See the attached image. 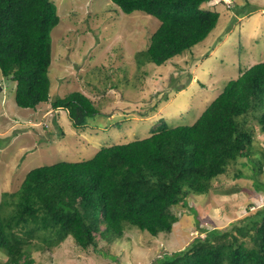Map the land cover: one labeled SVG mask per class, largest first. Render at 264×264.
<instances>
[{
	"label": "trees",
	"instance_id": "obj_1",
	"mask_svg": "<svg viewBox=\"0 0 264 264\" xmlns=\"http://www.w3.org/2000/svg\"><path fill=\"white\" fill-rule=\"evenodd\" d=\"M110 1L122 13L139 11L159 21L145 51L135 55L137 65L141 58L160 66L193 53L221 16L203 7L213 0ZM58 19L50 0H0V72L15 84L17 107L49 103L78 127L98 113L90 98L73 91L49 99ZM254 122L264 134V59L239 69L190 124L157 125L148 137L102 147L86 160L35 165L16 191L0 197V264H43L34 261L36 254L67 238L98 253L96 234L106 245L131 227L153 237L169 234L179 220L173 209L182 211L190 196L207 195L232 163L247 160L236 178L251 169L260 173L264 152L257 156L252 149ZM245 212L225 229H201L203 237L165 250L152 264H264V203Z\"/></svg>",
	"mask_w": 264,
	"mask_h": 264
},
{
	"label": "rangeland",
	"instance_id": "obj_2",
	"mask_svg": "<svg viewBox=\"0 0 264 264\" xmlns=\"http://www.w3.org/2000/svg\"><path fill=\"white\" fill-rule=\"evenodd\" d=\"M50 1L59 24L51 32L49 99L78 91L90 98L98 113L76 127L66 110L53 109L49 103L34 110L19 108L14 102L15 84L0 72V197L16 191L24 174L37 164L86 160L102 147L148 137L157 125L190 124L239 69L264 59V0L204 3V8L221 14L215 28L193 53L160 66L144 64L142 58L137 65L135 59L147 48L157 19L139 11L122 13L110 0ZM253 124L252 149L259 156L264 152V134ZM246 161L243 157L228 166L213 180L214 189L207 195L190 196L182 211L173 209L179 220L169 234L153 237L131 227L109 245L96 234L98 253L90 248L82 251L67 238L51 252L36 254L34 261L152 264L165 250H182L195 237L204 236L201 229H225L247 208L262 207L264 162L260 173L251 169L247 177L236 178ZM3 259L0 253V262Z\"/></svg>",
	"mask_w": 264,
	"mask_h": 264
},
{
	"label": "bare ground",
	"instance_id": "obj_3",
	"mask_svg": "<svg viewBox=\"0 0 264 264\" xmlns=\"http://www.w3.org/2000/svg\"><path fill=\"white\" fill-rule=\"evenodd\" d=\"M178 222V221H177ZM173 229V228H172ZM187 245V244H186Z\"/></svg>",
	"mask_w": 264,
	"mask_h": 264
},
{
	"label": "clouds",
	"instance_id": "obj_4",
	"mask_svg": "<svg viewBox=\"0 0 264 264\" xmlns=\"http://www.w3.org/2000/svg\"><path fill=\"white\" fill-rule=\"evenodd\" d=\"M64 110V109H63ZM67 112V111H66ZM68 114V113H67Z\"/></svg>",
	"mask_w": 264,
	"mask_h": 264
}]
</instances>
